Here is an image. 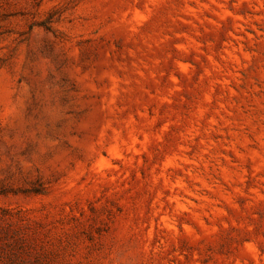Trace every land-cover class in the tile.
<instances>
[{"label":"rangeland","instance_id":"obj_1","mask_svg":"<svg viewBox=\"0 0 264 264\" xmlns=\"http://www.w3.org/2000/svg\"><path fill=\"white\" fill-rule=\"evenodd\" d=\"M0 264H264V0H0Z\"/></svg>","mask_w":264,"mask_h":264}]
</instances>
